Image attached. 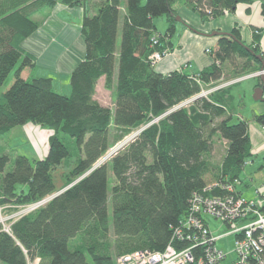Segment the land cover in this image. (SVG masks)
Returning <instances> with one entry per match:
<instances>
[{"label": "trees", "instance_id": "obj_1", "mask_svg": "<svg viewBox=\"0 0 264 264\" xmlns=\"http://www.w3.org/2000/svg\"><path fill=\"white\" fill-rule=\"evenodd\" d=\"M253 1L125 0L122 5L121 0H103L94 15H88L87 0H0V87L19 63L13 83L0 94V137L27 123L52 131L42 159L17 155L7 169L10 159L0 155V204L29 205L80 178L13 220L8 232L0 226L1 263L27 264L38 258L37 264H115V257L123 253L161 251L170 241L177 249L188 245L174 233L188 214L192 193L219 178L233 182L251 156L246 120L230 123L227 115L213 122L225 113L215 102L231 111L230 98L223 97L226 90L212 92L209 101L195 99L188 111L180 108L163 115L108 163L84 174L131 129L198 94L203 84L220 78L225 66L246 74L253 72L250 63L260 67L254 56L260 54L256 29L254 45L249 47L254 55L222 35L210 51L213 63L198 74L156 72L148 58L154 50L169 46L167 38L174 33L172 5L183 2L202 19H210ZM57 3L84 9L85 55L70 74L69 94L54 92L50 77L20 75L24 68L35 66L34 57L21 47L38 28L33 16ZM260 10L264 20V1ZM164 15L169 25L160 34L154 18ZM229 33L241 41L235 28ZM155 36L158 42L152 45ZM239 59L245 60L241 67ZM102 76L104 87L115 93L113 111L93 99ZM255 119L264 126V113ZM216 134L227 144L217 176L207 159ZM61 135L72 139L81 156L57 189L52 172L70 154ZM74 241L79 245L71 247Z\"/></svg>", "mask_w": 264, "mask_h": 264}, {"label": "crops", "instance_id": "obj_2", "mask_svg": "<svg viewBox=\"0 0 264 264\" xmlns=\"http://www.w3.org/2000/svg\"><path fill=\"white\" fill-rule=\"evenodd\" d=\"M99 1L103 0H87L85 7L88 15H94ZM121 1L123 5L125 0ZM261 1L264 0L237 4L234 10L225 11L210 19H202L188 4L183 2L174 3L171 7L174 13V17H172L174 33L170 38H167L170 54L156 63L154 70L160 74H168L172 71H182L191 76L198 74L213 63L210 51L216 46L219 36H212L211 34L214 31L229 33L234 28L239 32L241 42L247 47L254 45V30H260L258 45L260 54L264 56V20L260 10ZM83 16V7L57 3L53 8L45 9L43 14L33 16V19L38 22V28L21 43L22 49L35 59V66L28 68L29 71L38 68L47 69L40 70V73H50L49 77L52 82L56 78L61 83H65L69 93L70 74L85 55L84 37L81 32ZM156 23L158 26L160 24L162 29H165L163 31H166L169 25L168 18L165 15L160 17L159 22ZM163 31H159V33L163 34ZM259 65L261 66V62H259ZM251 67L253 72L260 69L256 64H252ZM229 68L234 73L236 72L237 76L234 78L236 80L219 89H226L223 97L224 99L230 98L231 111H225L226 106L215 102V106L221 108L225 113L220 117H215L213 122L220 121L227 115L231 118L230 123H236L239 120L247 121L251 156L245 161L234 185L239 195L250 199L257 198L264 205V126L255 119L257 115L264 113V101H258L262 102L263 105L253 107L250 115H243L240 106L243 105L244 90L249 85H246L245 88L239 85L245 80L241 76L247 74H239L240 68H237L238 70ZM26 69L24 68L20 73L21 77L25 79L31 77V74H25ZM239 77L241 78L237 79ZM104 82V76L97 80L95 92L99 88L110 92V90L104 88ZM257 85L255 84V86ZM227 88H230V90L228 91ZM227 92H229L228 96L226 95ZM97 102L107 107L104 103ZM107 108L111 110L110 107ZM50 132L49 137L52 135V131Z\"/></svg>", "mask_w": 264, "mask_h": 264}, {"label": "built area", "instance_id": "obj_3", "mask_svg": "<svg viewBox=\"0 0 264 264\" xmlns=\"http://www.w3.org/2000/svg\"><path fill=\"white\" fill-rule=\"evenodd\" d=\"M157 42L158 36L153 37L152 45ZM169 54L170 49L167 46L154 50L148 59L154 66ZM262 75H264V69L258 70L252 76L261 77ZM221 87L218 85L207 91H203L201 87V91L195 96L141 126L134 136L113 148L107 157L116 155L120 149L134 141L143 129L151 123L158 122L163 115L197 98L208 99L209 94ZM235 181L229 182L227 179L219 178L205 185L200 191L192 193L188 200V214L179 222L174 233V237L180 242L188 243L186 247L177 249L170 241L161 251L143 249L120 254L116 257V264H220L226 258V254L217 248L216 241L227 235L232 236L234 240L235 257L230 264H264V205L257 198L250 199L239 195L234 185ZM50 198L46 196L40 201L25 205L27 207L25 212L19 211L18 214L23 216L44 205ZM209 218L221 222L227 230L215 236L210 229ZM7 229L9 230V227ZM37 263L38 258L31 261V264Z\"/></svg>", "mask_w": 264, "mask_h": 264}, {"label": "rangeland", "instance_id": "obj_4", "mask_svg": "<svg viewBox=\"0 0 264 264\" xmlns=\"http://www.w3.org/2000/svg\"><path fill=\"white\" fill-rule=\"evenodd\" d=\"M144 1L145 0H142V2H144ZM160 17H162V16H160ZM160 17L154 18V22L156 24V29L158 32L165 30V29H162L160 27V24L158 26V24L156 23V22H159ZM164 32L165 31H163L162 33H164ZM239 62H240V67H241V65H243V60L239 59ZM18 65H19V63L14 67V69H12L10 71V73L6 77L3 85L0 87V94L4 93L10 87V85L13 83L15 70L17 69ZM250 65L252 66V63H250ZM229 67L230 66H226L224 68L222 75L217 80L210 81V83H208V84H203L201 86L203 91H207V90L211 89L213 86L214 87H215V85L217 86V84H220L223 88L225 85L230 84V83H232V81L236 80V79H234L235 76H237L236 72L234 73L233 71H231ZM29 69L28 68L26 69L25 74H31V77H38V76L49 77L51 75L50 73H44V72L40 73V70H47V69L38 68L37 70H31V71H29ZM250 69H252V68H250ZM241 73L245 74L244 71L240 72L239 74H241ZM253 73H255V72H252L249 74L253 75ZM249 74L244 75V76H249V77L244 78L245 80H243V82H241L239 85L240 87H243V88H245L246 85H249L248 88L244 90V96H243V100H242L243 105L240 106L242 109V113L245 116H248L252 113L253 107L263 105L262 102L255 101L252 98L255 88L260 86L259 83H261V82L258 81V79H257L258 77H255V76H252ZM31 77H29V78H31ZM240 78L241 77H239L237 79H240ZM255 84H258V85L255 86ZM52 85H53L52 89L54 90V92L62 93V94L69 93V90L65 87V83H61V81H59L56 78H54ZM95 86H96V84H95ZM230 88H227V90L229 91ZM228 93L229 92H227V94H226L227 96H228ZM93 99L95 101H100V102L104 103L105 105H107V107H110L111 110H113V108H114L115 93L112 90H110V92H108L105 90H101L99 88L98 91L95 92V88H94ZM191 103H192V101H189L188 103H186L184 106H182L180 108H184L188 111L191 108L190 107ZM144 125L145 124H142L136 128L131 129L127 135H125L121 140H119L113 146H111L106 151V153L102 157H100L97 160V162H95L94 164L99 163V162H101V164L108 163L111 159V157H107L109 155L110 151L113 148H115L117 145H119L121 142L127 140L131 136H134L136 134V131L138 129H140L141 126H144ZM50 133L51 132L49 130L42 129L39 126H35L31 123H27L24 126L19 125V126L12 128L4 136L0 137V155L4 154L10 159L9 166H7V169L12 167V162H13L15 156H17V155L26 156L30 161L33 159L34 160L35 159H42L43 157H45V154L48 151V141H49ZM60 139L69 148L70 154L66 159H64L62 161V163L59 166L55 167V169L52 172L53 177H54V184L57 187V189L61 184H63V182H65V180L67 178H69V174H70V172L74 166L75 161L81 156L75 150L74 145H73V141L71 138H69L67 135H61ZM212 142H213V144H212L213 152H211L210 156H208L207 159L209 162V167L211 169V172L215 173V175L217 176V174H218L217 172L219 170V167L221 166L223 159L225 157V154H226L227 144H226V141L224 139L220 138L217 134L212 137ZM123 149L124 148L120 149L119 151H121ZM77 179H79V178H77ZM77 179L75 181L71 182L70 184L72 185L74 182L77 181ZM108 179H109V186H111V184L113 182L111 171L108 173ZM57 191H59V190H57ZM57 191H55V192H57ZM51 195H48V196L51 197ZM26 208H27L26 206L21 208V206H14L12 204H3V205L0 204V226L2 227V229L4 231L6 230V232H8L7 228L9 227L10 223L13 220H15L21 216L20 214H18V212L19 211L25 212ZM111 225L112 224H111V219H110V227H111ZM209 226H210V229L212 230V232L215 236L219 235V234L225 232V230H227V227L224 224H222L219 221L214 220L213 218H209ZM109 238L112 239L111 233L109 234ZM70 245H71V247H75V246L79 245V242L74 241V242H71ZM216 246L223 253L226 254V258L220 264H230V262L235 257V254L233 252V248H234L233 237L227 235V236H222V237L218 238L216 241ZM116 257H115V264H116ZM38 262H39V260H38ZM29 263L31 264V261L27 262V264H29ZM0 264H3V263L0 262Z\"/></svg>", "mask_w": 264, "mask_h": 264}, {"label": "water", "instance_id": "obj_5", "mask_svg": "<svg viewBox=\"0 0 264 264\" xmlns=\"http://www.w3.org/2000/svg\"><path fill=\"white\" fill-rule=\"evenodd\" d=\"M212 36H222V35H226V36H230L233 38V40L235 42H237L240 46L244 47V49L249 52L250 54L254 55L252 50L245 46L241 41L237 40L236 38H234V36L231 33H225V32H218V31H214L213 34H211ZM257 59L260 60L261 62V66H260V70L264 69V61L261 59L260 55H254ZM261 80V85L256 87L253 93V100L255 101H264V75H262L260 77ZM101 164V162L94 164L91 169H89L84 175H86L87 173H89L90 171H92L94 168L98 167ZM82 177V176H81ZM80 179V178H79ZM71 184H69L68 186H66L65 188H63L62 190H59L57 192H55L54 194L51 195V198H54L55 196H57L58 194H60L63 190H65L66 188L70 187Z\"/></svg>", "mask_w": 264, "mask_h": 264}]
</instances>
